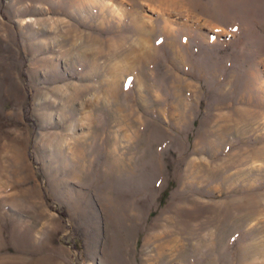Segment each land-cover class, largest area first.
I'll use <instances>...</instances> for the list:
<instances>
[{
    "label": "rangeland",
    "instance_id": "1",
    "mask_svg": "<svg viewBox=\"0 0 264 264\" xmlns=\"http://www.w3.org/2000/svg\"><path fill=\"white\" fill-rule=\"evenodd\" d=\"M0 264H264V0H0Z\"/></svg>",
    "mask_w": 264,
    "mask_h": 264
}]
</instances>
